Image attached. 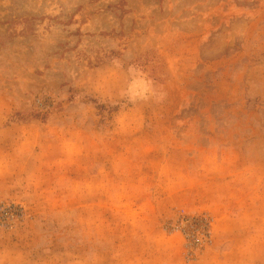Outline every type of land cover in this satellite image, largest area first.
Masks as SVG:
<instances>
[{
    "label": "rangeland",
    "instance_id": "rangeland-1",
    "mask_svg": "<svg viewBox=\"0 0 264 264\" xmlns=\"http://www.w3.org/2000/svg\"><path fill=\"white\" fill-rule=\"evenodd\" d=\"M0 264H264V0H0Z\"/></svg>",
    "mask_w": 264,
    "mask_h": 264
}]
</instances>
